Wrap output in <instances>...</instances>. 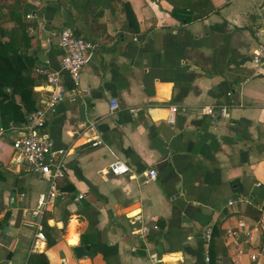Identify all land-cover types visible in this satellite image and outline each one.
<instances>
[{"label": "crops", "instance_id": "obj_1", "mask_svg": "<svg viewBox=\"0 0 264 264\" xmlns=\"http://www.w3.org/2000/svg\"><path fill=\"white\" fill-rule=\"evenodd\" d=\"M123 1L137 32L125 29L116 13L78 82L61 71L66 93L49 112L47 131L66 151L60 188L68 194L35 219L27 211L36 208L48 182L25 172L12 148L22 127L0 121V264H27L33 252H45L49 264H148L133 232L136 215L157 223L147 242L161 264H205L202 231L208 225L220 231L226 248L212 260L232 264L236 253L225 232L242 220L250 231L241 256L247 264L260 241L253 229L259 216L247 210H264V63L252 62L262 40L264 0H212L208 16L188 23L173 18L165 0ZM28 14L35 26L27 29V54L59 70L58 36L70 28L69 15L53 0H29ZM38 78L41 106L49 87ZM112 99L118 105L113 113ZM171 104L188 108L174 123L167 119ZM205 104L227 105V115H200ZM95 139L102 144L92 146ZM116 158L129 173L108 171ZM151 169L156 179L144 182ZM241 197L252 203L227 204ZM73 203L77 210L70 211ZM44 221L55 229L51 247L46 237L35 238ZM77 245L95 254L76 259Z\"/></svg>", "mask_w": 264, "mask_h": 264}, {"label": "built area", "instance_id": "obj_2", "mask_svg": "<svg viewBox=\"0 0 264 264\" xmlns=\"http://www.w3.org/2000/svg\"><path fill=\"white\" fill-rule=\"evenodd\" d=\"M32 17L27 14L26 18ZM58 46L63 51L60 61L59 70H50L46 67H37L36 74L44 78L46 85L49 87L46 97L42 100V105L33 111L29 116L28 123L21 128V135L14 138L12 148L18 154L20 161L24 164V171L45 179L48 182V188L45 193H41L35 209L28 210L27 213L32 219L39 217L48 205H54L58 200H64L67 192L60 188V183L65 177L64 157L66 151L57 148L53 139L47 131L48 114L52 112L55 106L64 99L66 88L61 79V71H65L70 79L77 83L83 68L89 61L91 52L95 49L96 44L82 37L73 34L71 28L65 27L61 29L58 36ZM252 62L256 65L264 63V29L262 31V40L259 41L252 54ZM118 105L114 99L110 101V111L113 113ZM198 113L213 119L217 117H225L227 115V105L205 104L199 107ZM216 108L219 110L218 115ZM186 106L171 104L169 106L168 121L174 123L178 112H187ZM134 113V110H131ZM102 144L100 139L92 141V146ZM108 171L112 175H125L130 172L129 166L119 158L114 159L108 166ZM157 173L151 169L145 172L144 182L155 180ZM78 195L75 200L82 198ZM251 204L249 198L230 199L227 204ZM134 222L138 226L134 229V233L138 235L143 243L147 254L148 264H161L160 254L153 250L147 240L152 230H157L156 222L147 223L139 215L133 217ZM253 229L258 231L260 241L256 245L254 252L249 255L247 264H260L264 259V210H261L259 217L253 225ZM213 226L208 225L202 231V238L205 244L204 262L205 264H225L221 257L212 260L209 253V246L212 239ZM250 237V231L246 229L244 221L239 220L236 226L228 228L225 232V239L236 253V257L232 258V264H242L241 256L243 253V242L245 238ZM35 238L44 240L45 235L41 231V225L37 224ZM231 264V263H230ZM264 264V261L263 263Z\"/></svg>", "mask_w": 264, "mask_h": 264}, {"label": "trees", "instance_id": "obj_3", "mask_svg": "<svg viewBox=\"0 0 264 264\" xmlns=\"http://www.w3.org/2000/svg\"><path fill=\"white\" fill-rule=\"evenodd\" d=\"M29 0H0V121L3 126L13 124L23 127L30 114L39 106L41 93L34 90L41 80L36 74L37 64L32 55L31 36L27 29L35 22L26 18ZM65 10L71 19L70 28L77 37L95 42L106 33L108 20L116 13L123 18V26L137 32V21L130 4L123 0H53ZM171 5L170 14L180 22H191L208 16L213 9L212 0H165ZM249 215L258 217L253 207ZM47 218V217H46ZM47 247L56 242L55 229L43 222ZM221 233L213 231L209 253L213 259L217 253H225ZM27 264H49L45 252H33Z\"/></svg>", "mask_w": 264, "mask_h": 264}, {"label": "water", "instance_id": "obj_4", "mask_svg": "<svg viewBox=\"0 0 264 264\" xmlns=\"http://www.w3.org/2000/svg\"><path fill=\"white\" fill-rule=\"evenodd\" d=\"M40 64L45 65V63L41 61H40ZM77 207L78 205L73 203L68 206V209L70 211H75L77 210ZM4 230H7V227H5ZM72 253L76 259H79L82 257H92L95 254L94 250L86 245H77V246L72 247Z\"/></svg>", "mask_w": 264, "mask_h": 264}]
</instances>
